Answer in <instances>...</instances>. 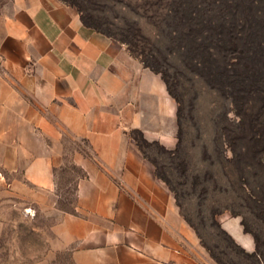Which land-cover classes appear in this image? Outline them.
<instances>
[{"label": "crops", "instance_id": "crops-1", "mask_svg": "<svg viewBox=\"0 0 264 264\" xmlns=\"http://www.w3.org/2000/svg\"><path fill=\"white\" fill-rule=\"evenodd\" d=\"M177 109L160 74L62 0H10L0 13V204L32 188L56 195L68 137L85 141L91 153L71 156L87 177L52 240L75 264H212L130 134L173 149ZM222 226L253 246L235 221Z\"/></svg>", "mask_w": 264, "mask_h": 264}, {"label": "rangeland", "instance_id": "rangeland-1", "mask_svg": "<svg viewBox=\"0 0 264 264\" xmlns=\"http://www.w3.org/2000/svg\"><path fill=\"white\" fill-rule=\"evenodd\" d=\"M9 1L0 0V13L8 10ZM69 1L99 30L163 71L179 95L180 151L171 154L160 146L145 145L143 155L170 181L178 210L193 224L188 223L202 253L212 264H264L251 255L257 238L264 257V104L256 97L238 99L236 104L226 90L230 81L239 85L245 72L241 60L235 62V71L227 68L226 61H236L240 54L227 52L226 44L220 43V39L228 42L229 6L219 0L193 2L211 21L205 24L204 35L209 36L205 43L217 50L207 52L190 34L196 25L183 20L182 0ZM240 8L243 11L242 4ZM66 145L56 195L32 188L0 204V264H75L69 250L54 247L53 228L60 220L59 210L74 212L78 201L83 171L71 155L76 147L91 152L83 140L68 137ZM224 219L235 221L243 231L247 228L253 246L249 241L243 242L246 248L233 242L222 228Z\"/></svg>", "mask_w": 264, "mask_h": 264}, {"label": "trees", "instance_id": "trees-1", "mask_svg": "<svg viewBox=\"0 0 264 264\" xmlns=\"http://www.w3.org/2000/svg\"><path fill=\"white\" fill-rule=\"evenodd\" d=\"M62 1L77 10V12L79 13L86 27L92 30H95L97 32L108 35L107 33L99 30L97 25L93 23L85 15V13H83V11H81L72 2L70 3L69 0H62ZM194 1L196 0H182L181 1L182 3L180 2L182 7L184 8V9L182 8V10L184 11L183 13L184 15L182 16L183 20H186L196 25V28L192 30L190 29V34H192L195 39H199V47L202 50H206L207 52L208 51L210 52L212 50L216 51L217 50L216 46H212V45H209V43H205L207 42L206 40L209 37L208 34L204 35L205 32L207 31L205 24H210L211 21H209L208 19H204L200 10H197L195 8L198 5L193 6ZM219 1L220 3H224L225 6L226 5L227 7L229 6L228 8L231 9L229 12L231 13V16L227 17L229 19V21H227L228 27L226 28L228 30L226 31L228 34V42H224V40L220 39V43L226 44L225 48L228 50L227 52L232 50V52L238 51V53L240 54V57H235L237 58L236 61H233L232 59H229L226 61L227 68H232L231 71H235V68L233 69L234 65H236L235 62L241 60L242 65L245 69V72L242 74L239 80V85L233 86L234 83L232 84V82L230 81L226 85L227 86L226 90H228L230 94L232 93V96L234 99L233 101L236 104L238 102V99L245 100L246 98L248 100H251L250 99L251 97L259 98L261 102L264 104V0H247V1L246 0H222V1L219 0ZM241 4L244 7L243 11L240 8ZM196 33H198L199 36H194ZM130 53L134 57L138 58V56L134 55L132 52ZM140 61L144 64L145 67L150 68L155 73L161 75L162 79L167 85L169 94L176 100L178 104V109H177V118H178L177 139L178 141H177L175 148L169 149L159 141H149L145 137L144 133L140 130L131 131L130 134L136 141L142 153L144 152L143 146L157 145V146H160L166 152H169L171 154H176L180 151L182 140H183V127H182V120H181L182 107H181L180 97L176 93V91L173 89L169 79L167 78V76L165 75L163 71H161L159 68L155 67L154 65L150 63H147L142 60ZM232 73L234 77L235 73L234 72ZM144 157L147 158L145 155ZM155 173L158 178L162 179L168 185V187L171 189V191L174 193L176 197L175 190L171 186L170 181L163 175L159 174L156 171V169H155ZM81 177H84V178L87 177V173L83 172ZM176 202H177V197H176ZM177 205H178V202H177ZM185 219L188 221V223L192 227H194L193 224H191V222L187 218ZM223 230L229 235V237L233 240V242L238 244L235 241V239L224 228ZM244 231L246 233H251L247 228ZM238 246L240 245L238 244ZM251 255L259 256L261 260L264 262V257H262L263 255L260 250V245H259L257 238H256V251L254 253H251Z\"/></svg>", "mask_w": 264, "mask_h": 264}, {"label": "built area", "instance_id": "built-area-1", "mask_svg": "<svg viewBox=\"0 0 264 264\" xmlns=\"http://www.w3.org/2000/svg\"><path fill=\"white\" fill-rule=\"evenodd\" d=\"M30 210L28 209V212H29Z\"/></svg>", "mask_w": 264, "mask_h": 264}]
</instances>
